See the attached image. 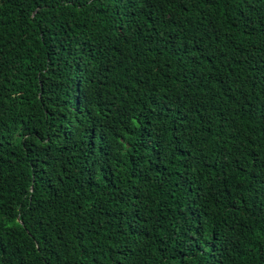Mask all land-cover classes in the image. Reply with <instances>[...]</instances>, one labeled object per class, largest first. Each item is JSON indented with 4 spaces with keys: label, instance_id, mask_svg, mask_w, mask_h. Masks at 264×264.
<instances>
[{
    "label": "trees",
    "instance_id": "obj_1",
    "mask_svg": "<svg viewBox=\"0 0 264 264\" xmlns=\"http://www.w3.org/2000/svg\"><path fill=\"white\" fill-rule=\"evenodd\" d=\"M0 264H264V0H0Z\"/></svg>",
    "mask_w": 264,
    "mask_h": 264
}]
</instances>
